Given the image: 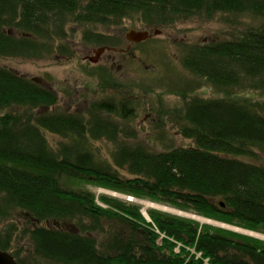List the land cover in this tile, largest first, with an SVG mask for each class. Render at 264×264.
I'll list each match as a JSON object with an SVG mask.
<instances>
[{"label": "trees", "instance_id": "trees-1", "mask_svg": "<svg viewBox=\"0 0 264 264\" xmlns=\"http://www.w3.org/2000/svg\"><path fill=\"white\" fill-rule=\"evenodd\" d=\"M222 15L257 23L182 50L183 68L225 94L183 93L165 109L186 147L159 150L126 129L132 100L51 111L54 91L0 66V250L17 264H204L197 253L209 264H264L263 241L157 210L147 222L138 205L82 188L264 234V0H0V58L39 59L75 40L77 27L83 43L107 45L111 35L96 28L135 20L167 31Z\"/></svg>", "mask_w": 264, "mask_h": 264}, {"label": "rangeland", "instance_id": "rangeland-1", "mask_svg": "<svg viewBox=\"0 0 264 264\" xmlns=\"http://www.w3.org/2000/svg\"><path fill=\"white\" fill-rule=\"evenodd\" d=\"M226 20L228 22H226ZM254 21L252 19L247 18L246 16H230L229 18H226L223 15L222 17L216 16L212 20H191L183 25H178L177 28L175 27L167 31L162 30L160 35L154 36L151 41L149 40V42L143 43L135 48L136 52H138V55L141 54L142 57L144 55V57L142 58L143 61L141 60L143 64L140 63L141 67L134 65V63L131 62L123 64L122 73L121 75H119V77L121 78L120 81L126 83V85H131V83H129V81H131L134 82V84L138 88L133 90L131 92L132 94L130 95L131 99L138 98L135 101V103L138 102V113L140 115L138 117V120L142 119V117H144L146 114H150L152 115V118H156L155 122L151 124H149L148 118L144 119L145 121L139 122V124L136 123L133 125V127L136 128H143L141 131H138L140 139L145 140L149 143H153V145H156L157 149L159 150L163 149L164 145L171 143L175 144V146H190V141L183 139L180 135H176L177 131L170 124L166 123L167 120L165 116H163L165 109H172L181 106L183 101L181 95H183V93L185 94V92L187 94L191 93V97L197 96L203 99L222 98L225 97V94H219L217 89L213 88L206 80L194 76L188 70L183 68L181 64L182 50L184 49L186 44L208 42L210 40L217 39L219 35H222L221 37H228L231 34H236L239 29L244 28L245 25H256L257 22ZM145 28L146 25H143L140 22L133 20L123 22L120 27H110L107 29L103 27H98L96 29L100 32H105L107 35L114 36L117 35L116 30H118L119 33L126 34L132 29L142 30ZM68 29L69 27H67V30ZM75 31V40H57L54 43L55 46L57 45V43L58 46L63 43V45L65 44L64 46L67 47L69 52H74L75 48H79L76 44H79V42L81 43L83 29L77 27ZM122 37L123 36H121V38ZM70 42L75 44L72 45ZM93 47L97 48L98 46ZM122 48H125V45L122 46ZM56 49H58V47H56ZM54 52L55 51H52L48 55H45L39 59L0 58V66L10 68L12 71L21 74L22 76H27L31 79H42L49 85L55 86V88L60 92L59 108L65 109L64 107L66 106L63 105L65 104V102L69 101L67 98H70V96L73 99V94L71 95L70 93L74 89L80 92L83 91L89 97L96 96V101H99L102 98H107L115 99L114 101L118 102V98H116V92L113 93L108 90H102L99 88V84H97L96 81L93 82V80H90L87 76H83V71H85L83 65L89 68L90 66H92L89 63H82L80 65L81 61L79 60V63L78 59L79 57H83V53L81 55L79 54V57H77V61H69L64 59H53L54 54H56ZM85 54L86 51L84 52V55ZM116 68L117 64L116 66H114L113 69L116 71ZM111 74V77L118 81V73L111 71ZM238 93L239 96L241 95L240 97H247L249 95H253L249 92ZM88 96H84V98H88ZM74 97H76L75 93ZM75 102L80 104L82 100H77ZM160 112L161 114L157 116ZM158 122L160 124L159 128L155 127L154 131L152 132L150 130V127L154 124L156 126ZM164 123L166 124L164 125ZM156 129H158L159 131H157ZM146 132H150V134H147ZM158 133L160 136L163 133L164 137L161 138ZM46 134L48 137V142L55 146L59 138L56 135L50 133ZM98 145H100L101 147L98 148L101 149L100 153L102 155L109 154L108 151L111 149L110 147H107L106 145L102 144ZM82 188H86L87 190L91 191L96 197L105 196L116 200H122L126 203H133L138 205L140 207V212H143L142 214L146 217L147 222L149 221L148 215L146 213L147 210H157L164 213L189 218L192 220H195V216L202 217L192 213L182 212L166 205L157 204L149 200H139L132 196L123 195L114 190L106 188H100L84 183L82 184ZM141 202H149L154 205L168 208L172 211L162 210L157 206H150L148 208H145V206ZM96 203L99 206L105 207V205L101 204L98 200L96 201ZM215 222L242 229L247 232L249 231L253 233L262 234L234 225L218 221ZM200 224L208 226L210 225L215 228H221L208 223ZM154 231L157 235L159 234L160 236L159 242L162 238H165V236L161 235V232H159V230L155 229ZM228 231L264 242V239H259L256 236L236 232L230 229ZM262 235L264 236V234ZM201 258H203L202 255Z\"/></svg>", "mask_w": 264, "mask_h": 264}, {"label": "flooded vegetation", "instance_id": "flooded-vegetation-1", "mask_svg": "<svg viewBox=\"0 0 264 264\" xmlns=\"http://www.w3.org/2000/svg\"><path fill=\"white\" fill-rule=\"evenodd\" d=\"M99 28H101V27H99ZM151 29H153V28L146 27L145 29H142V30L138 29L135 31L138 32V31L151 30ZM94 32H100V31L96 30ZM116 33H117V35L111 36L112 38L109 39L110 44H107V45L101 44L100 48H99V45L88 46L86 43H83L81 40V43L79 42V44H76L79 48H77V49L75 48L74 52H68L69 54L66 52L65 49H62L60 46H58V43H57L56 46L59 49L55 50L54 53H56V54H54L53 59H64V60H69V61H71V60L77 61V57H79V54L81 55L83 53V57L82 58L79 57V59H78L79 63L81 61L80 65L82 63L83 64L89 63L90 65H92V66H90V68L85 67L83 65L84 70H85V71H83V76H87L90 80H93V82L96 81L97 84H99L100 89H102V87L105 85V86H109L108 88L106 87L107 88L106 90L111 91L113 93L114 92L117 93L116 98H118L119 105L118 106L116 105V107L114 106V109L115 108L118 109V107L120 106L121 103L128 105V104H130L129 100L134 101L133 104H130V106L128 107V110L130 113L134 114L135 117L133 118V121L130 124L128 123V125H130L128 128L126 127L127 123L125 124V128L128 130H134L138 134V131H141L143 128L142 127H139V128L133 127L134 124H136V123L139 124V122L145 121L144 119H148V118H149L148 122H149V124H151V123L155 122L156 118L155 117L152 118V115L146 114L144 117H142V119L138 120V117L140 116L138 113V102L135 103V101L138 98H135V99L130 98V95L132 94L131 92L133 90L137 89V87L134 84V82H131V81H129V83H131V85H126V83L121 82L120 81L121 78L119 77V75H121V73H122L123 64H125L127 62L134 63V65L141 67L140 63L143 64L142 58L144 57V55H143V57L141 54L138 55V52H136L135 48L137 46L143 44V43L149 42V40L151 41V39H153V36L151 38L145 40V41L135 42V41H131L128 39L127 34L129 32H127L125 34V33H119L118 30H116ZM121 36H123V37L121 38ZM129 38L134 39L133 37H129ZM70 43L72 45L75 44L72 42H70ZM124 45H125V48H122V46H124ZM93 46H98V47L94 48ZM63 47L65 48L64 45H63ZM85 51H86V54L84 55ZM116 64H117V68L115 71L113 68H114V66H116ZM111 71L118 73L117 74L118 81L111 77L112 76ZM25 77H27V76H25ZM106 77L109 79L111 78V79L115 80L116 82L106 81L105 80ZM29 79H31V78H29ZM34 80L37 81L39 84H41V86H43L44 88H49L57 94V96H58L57 104L51 108V111H64L66 113H79L80 111L88 110L90 108L89 106H91L92 104L104 100L102 98L101 100L96 101L97 100V98L95 99L96 96H93L94 98L92 96L89 97L83 91L80 92V91L74 89L70 93L71 95L73 94V99L70 96V98H67L69 101L65 102V104L63 105V106H66V107H64L65 109L59 108V96H60L59 93L60 92L55 88V86L49 85L47 82H45L42 79H34ZM102 90H104V89H102ZM74 93H75L76 97H74ZM84 96H88V98H84ZM77 100H82V102L80 104H78L75 102ZM112 100H115V99H112ZM166 120H167L166 123L170 124L172 126V124L169 122L170 118L168 117V118H166ZM119 122L121 123L120 120H119ZM166 123H164V125ZM159 126H160L159 123H157L156 126L154 124L150 127V130L153 132L154 128L155 127L159 128ZM156 130L159 131L158 129H156ZM146 133L150 134V132H146ZM158 135H159V133H158ZM161 135H163V133ZM176 135H178V131H177Z\"/></svg>", "mask_w": 264, "mask_h": 264}, {"label": "water", "instance_id": "water-1", "mask_svg": "<svg viewBox=\"0 0 264 264\" xmlns=\"http://www.w3.org/2000/svg\"><path fill=\"white\" fill-rule=\"evenodd\" d=\"M152 33H154V35H159L160 31H154V32L146 31V30L139 32L130 31L127 34V37L131 41L141 42L150 38L152 36ZM129 37H133L134 39H130ZM0 264H17V263L8 252L0 250Z\"/></svg>", "mask_w": 264, "mask_h": 264}, {"label": "bare ground", "instance_id": "bare-ground-1", "mask_svg": "<svg viewBox=\"0 0 264 264\" xmlns=\"http://www.w3.org/2000/svg\"><path fill=\"white\" fill-rule=\"evenodd\" d=\"M141 203L145 206V208H148L150 206H157V207L161 208L162 210L172 211V210H170L168 208L161 207V206H158V205H154V204L149 203V202H141ZM195 220L199 221L202 224L208 223V224H211V225H216V226L221 227V228L230 229V230H233V231H236V232H241V233H244V234H248V235H251V236H256L258 238L264 239V236L262 234L253 233V232H249V231L247 232V231H244L242 229H238V228L231 227V226H228V225H225V224L217 223L215 221H212V220H209V219H205V218H202V217H196L195 216Z\"/></svg>", "mask_w": 264, "mask_h": 264}, {"label": "clouds", "instance_id": "clouds-1", "mask_svg": "<svg viewBox=\"0 0 264 264\" xmlns=\"http://www.w3.org/2000/svg\"><path fill=\"white\" fill-rule=\"evenodd\" d=\"M143 213V212H142ZM143 215V214H142ZM145 217V216H144ZM145 219H146V217H145ZM147 220V219H146ZM193 251V250H192ZM192 253H195L194 251L192 252Z\"/></svg>", "mask_w": 264, "mask_h": 264}]
</instances>
